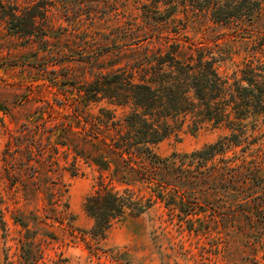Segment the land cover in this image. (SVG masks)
I'll list each match as a JSON object with an SVG mask.
<instances>
[{
    "label": "rangeland",
    "instance_id": "obj_1",
    "mask_svg": "<svg viewBox=\"0 0 264 264\" xmlns=\"http://www.w3.org/2000/svg\"><path fill=\"white\" fill-rule=\"evenodd\" d=\"M173 1L148 22L144 6L153 7V0H0V264H264V229L247 221L212 225L207 236L201 225L188 230L159 201L116 220L98 238L85 211L100 180L92 143L112 133L109 117L121 122L132 111L119 104L123 96L114 97L111 75L139 69L177 42L235 52L218 62L230 72L251 57L264 60L253 39L256 30L264 34V0L256 27L246 23L255 29L250 38L239 25L216 23L208 11L190 9L168 20L181 0ZM92 121L98 140L91 137ZM175 125L154 146L162 157L230 133L223 124L190 119ZM255 125L264 131V115L250 118L248 126ZM59 126L72 127L66 146ZM129 179L112 184L146 191Z\"/></svg>",
    "mask_w": 264,
    "mask_h": 264
},
{
    "label": "trees",
    "instance_id": "obj_2",
    "mask_svg": "<svg viewBox=\"0 0 264 264\" xmlns=\"http://www.w3.org/2000/svg\"><path fill=\"white\" fill-rule=\"evenodd\" d=\"M172 1L153 0V7L144 6L148 22L160 19L164 4ZM261 1L181 0L165 16L177 21L180 12L197 9L208 11L216 23L247 30L246 23L256 27L253 17L263 10ZM254 33L251 28L246 34L250 38ZM255 38V46L264 50V34L256 30ZM217 46L191 44L184 49L180 42L173 43L164 52H154L147 65L108 79L114 97H124L119 104L130 105L132 111L121 122L109 117L106 127L112 133L92 143L100 180L84 208L95 220L98 238L105 237L116 220L141 214L159 201L173 219L187 223L188 230L198 232L201 225L207 236L212 225L242 221L264 229V131L260 125L248 126L251 117L264 115V60L251 57L232 72L223 70L218 62L232 60L235 52ZM188 119L223 124L230 133L193 152L160 156L154 146ZM92 122L91 137L98 140L97 122ZM72 127H58L67 134L60 144L67 145ZM131 176L146 191L119 190L112 184L115 178L129 184Z\"/></svg>",
    "mask_w": 264,
    "mask_h": 264
}]
</instances>
